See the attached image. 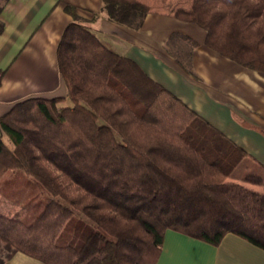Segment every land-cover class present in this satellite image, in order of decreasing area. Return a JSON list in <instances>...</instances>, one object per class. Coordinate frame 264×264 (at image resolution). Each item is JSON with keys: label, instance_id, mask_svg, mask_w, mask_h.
<instances>
[{"label": "trees", "instance_id": "1", "mask_svg": "<svg viewBox=\"0 0 264 264\" xmlns=\"http://www.w3.org/2000/svg\"><path fill=\"white\" fill-rule=\"evenodd\" d=\"M103 10L139 28L150 7ZM172 11L204 28L208 47L264 72V0ZM57 52L66 96L28 97L0 117V178L12 172L0 192L24 208L0 211V264L18 251L47 264H156L168 229L212 245L233 232L264 249L253 186L264 187V165L80 18Z\"/></svg>", "mask_w": 264, "mask_h": 264}, {"label": "crops", "instance_id": "2", "mask_svg": "<svg viewBox=\"0 0 264 264\" xmlns=\"http://www.w3.org/2000/svg\"><path fill=\"white\" fill-rule=\"evenodd\" d=\"M140 1L150 11L134 28L109 17L103 0H8L0 12V117L28 97L66 96L57 50L65 28L80 18L264 165V72L208 47L204 28L173 15L174 7L190 8L193 0ZM0 196L9 207L1 212L19 211ZM4 264L47 263L18 251ZM156 264H264V249L233 232L212 245L168 229Z\"/></svg>", "mask_w": 264, "mask_h": 264}, {"label": "rangeland", "instance_id": "3", "mask_svg": "<svg viewBox=\"0 0 264 264\" xmlns=\"http://www.w3.org/2000/svg\"><path fill=\"white\" fill-rule=\"evenodd\" d=\"M163 1H167V0H163ZM167 8V7H166ZM162 9V8H161ZM165 9V8H164ZM68 103H69V101H68ZM12 175V172H9L8 171V173H6V174H4V176L3 177H1L0 178V183H3V181L6 179V178H8L9 176H11ZM251 185V184H250ZM253 185V184H252ZM253 186H255L256 188H258V189H260L261 191H264V187L263 186H260V185H253ZM0 200H1V203L0 204H2V206H0L2 209H4V210H7L9 207H8V205H6V203H7V201L5 200V198H3L2 196H0ZM3 202H5V205H3L4 203ZM13 206V205H12ZM16 210H19V211H24V208L22 207V206H19V205H15V210H13V211H15L16 212Z\"/></svg>", "mask_w": 264, "mask_h": 264}]
</instances>
